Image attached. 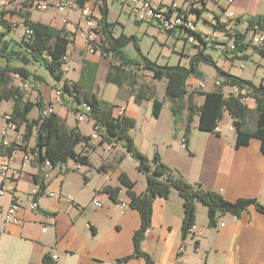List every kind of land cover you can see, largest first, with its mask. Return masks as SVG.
<instances>
[{
  "label": "crops",
  "instance_id": "1",
  "mask_svg": "<svg viewBox=\"0 0 264 264\" xmlns=\"http://www.w3.org/2000/svg\"><path fill=\"white\" fill-rule=\"evenodd\" d=\"M33 1L37 0H14L0 8V45L7 41V51L19 50L15 43L23 39L25 28L21 15L29 12L31 21L68 32L71 43L67 48L65 62L69 65L72 57L80 59L77 64L79 75L76 78L70 76L66 66L63 69L65 75L60 82L54 80V85L32 83L33 88L24 91V101L41 105L42 109L50 105L53 113L63 118L69 128L75 126L82 135L98 139L99 136L96 137L95 133H92L91 122H85L86 126H81L76 120L69 108L71 106L69 100L62 98L63 100L58 103L53 101L54 90L61 89L64 79L78 83L83 91L94 94L101 101L116 108L125 106L124 116L135 121L130 131L131 139L144 157L151 159L156 153L164 165L170 167L174 174L181 176L188 184H201L203 189L216 191L228 201L236 202L241 198L256 199L258 204L264 206V154L260 141L253 139L248 141L247 145L235 148L236 134L227 129L231 125V119L226 113L227 121L225 122L223 117L217 125L221 129L219 134L198 130V117L195 116L191 134L186 147L183 148L181 142L185 139L187 112L186 110L182 112L178 124L174 126L173 115L170 112L171 104L165 96L164 80L152 79L142 66H131V70L138 76L135 88L143 84L153 91L150 99L142 100L140 104L136 103L135 96L129 93L130 88L127 84L119 86L107 81L112 59L111 53L106 52L109 45L103 37L102 25L101 27L99 25L100 22L114 25L112 21L117 22L121 15L131 16V11L134 14L132 7V10L126 8L128 5L126 0L122 7L118 8L116 18L113 20H110L113 6L110 0L84 1V5L94 10L98 43L103 47V50L95 51V47H91V53L87 52L86 41L77 32L79 25L83 24L78 7L61 14L54 7L53 3L56 0H38L47 2L51 7L45 11L44 16L35 18L33 9L29 7ZM163 1L165 0L151 2L156 5H167L171 2L182 5L184 2ZM212 1L205 3L199 18L207 23H212L214 17H220L222 23L228 22L223 13L225 9H229L240 18L237 29L242 31L246 28V19L264 15V0H233L231 4H227V0ZM193 5L198 6L196 3ZM63 16L67 19L66 23L61 22ZM145 24L147 25L143 28L145 34L160 41L164 48L171 49L170 56L175 54L178 57L177 65L188 68L192 57L201 49L221 71L250 81L255 86L264 84L263 74L257 84H254L252 78L244 76L245 67H241L243 64L240 60H231L230 54H225L221 44L227 41L223 39L221 33L213 32L210 27L209 29L198 27L196 23L198 31L207 36L201 48L196 43L191 47L184 44L181 48L177 45V40L181 37L182 31L162 33L157 24ZM6 25H10V29H5ZM115 30L112 26L110 34L116 39L118 37ZM254 38L256 37L252 38L253 43ZM137 42L138 40L134 41L135 46ZM140 53L142 54V51ZM163 53L165 52L162 51L161 54ZM170 56L162 57L168 61L172 58ZM147 59L150 60L148 57ZM137 60L133 61L139 62ZM16 61L14 67L20 66V61ZM262 62L261 58L254 65L253 77H256ZM167 63L165 66L169 65ZM7 64L6 59L0 58V67ZM114 64L117 65L119 62L115 61ZM197 69L202 73V77L187 79V94L184 96L185 102L189 101L196 107L203 103L202 93L214 91L216 89L214 82L222 81L212 66L201 63ZM117 76L113 72L110 77L114 79ZM199 82L204 83L203 89L198 88ZM16 83V80L13 81L15 87ZM230 91V86L224 87V96H228ZM154 99L164 102L158 118L152 115ZM246 100L250 99H242L243 102ZM2 101L4 100L0 99V103ZM251 101L252 107L248 106L253 109L255 103L253 99ZM11 111L7 114L3 112L4 124L0 125V141L2 129L6 124L5 116L10 115ZM165 112L168 114V121L163 123ZM37 117L38 115L36 118L27 116L29 121L36 120ZM25 130V124H21L16 132H10L7 138L11 141L23 139ZM31 136L28 141H23L22 145L16 144L13 150L15 155L13 166L18 168L20 173L13 196L17 199L19 207L18 225L4 224L3 214L11 204V197L10 194L0 197V264H44L45 257L49 264H148L144 257L138 255L132 257L133 234L140 229L141 221L138 211L129 206L127 189L119 180L124 174L132 183V191L136 195L144 194L146 179L137 170V163L125 154L122 147L117 146L112 153H108L104 145L91 139L85 151L88 165L76 168V162L73 161L75 164L67 162L55 168L48 167L39 164L31 153L35 145V140L32 141ZM25 155H28V162L23 160ZM1 180L0 177V186ZM107 186L120 189L115 201L103 190ZM32 189L39 191L37 197H34L38 204L37 210L30 208ZM50 194H55L56 197L50 198ZM67 197H71V200ZM92 198L101 204L99 208L94 206ZM182 201L176 192L170 193L166 199L153 200L150 227L146 230L140 246V250L150 257L152 264H264L262 212L250 206L237 217L230 213L219 216L216 226L210 227L207 210L197 204L194 216L195 232L185 236L182 232L184 216ZM122 202L127 205L125 209L122 208L124 213L119 206ZM54 255L57 256L56 259H52ZM122 259L125 261L116 263Z\"/></svg>",
  "mask_w": 264,
  "mask_h": 264
},
{
  "label": "trees",
  "instance_id": "2",
  "mask_svg": "<svg viewBox=\"0 0 264 264\" xmlns=\"http://www.w3.org/2000/svg\"><path fill=\"white\" fill-rule=\"evenodd\" d=\"M85 0H76L79 7L83 6ZM152 1V0H151ZM207 0H184L182 7H185L187 14L194 17V24L197 23L204 10ZM194 3L198 6L194 7ZM208 3V2H207ZM29 12L22 14L25 28L32 30V35L27 37L24 31L23 39L15 43L19 47L18 51H7V41L0 45V58L6 59L7 66L0 67V99L12 101V111L10 113V122L16 125L25 124V134L23 141L26 142L35 130V145L31 149L35 160L39 164L50 163V167L65 165L69 160L79 162L81 165H88V157L85 151L88 149L90 136L81 134L77 127L69 128L65 124V120L58 115L52 113L47 117H42V106L35 105L29 101H24L25 93L21 88L15 87V75L21 80H28L31 83L44 82L43 78L31 74L24 67L29 63H37L44 67L51 77L60 82L65 75L62 65L67 56V48L71 43L68 32L64 29H56L52 26L31 21ZM220 17L212 18V23L204 21L206 27H210L213 32L221 33L223 39L227 42L221 44L225 54H230L231 60H248L249 56L259 54L264 57V44H255L252 38L256 35L264 33V15L250 17L246 19V28L242 31L237 29L239 19H228L226 23H222ZM102 25V34L105 41L109 45L106 52L111 53V71L107 76V81L113 82L121 86L127 84L130 88V94L135 96L136 103L140 104L142 100L150 99L153 91L147 85H136L138 77L131 66L140 67L151 75L152 79L164 80L165 96L170 101V112L173 115L174 126L178 124L181 114L186 110V124L184 129L185 144L191 134V125L195 116L198 117L197 129L205 133H213L214 128L222 121L223 115L226 113L231 119L234 133L236 134L235 148L247 145L253 139L260 141L261 151L264 154V84L258 86L253 85L250 81H246L235 76L229 75L216 68L212 59L205 55L203 50L199 49L192 57L189 67L177 66H159L155 62L142 57V62L130 60L123 52L125 46L129 43V39L124 35L114 38L110 34L113 24L100 22ZM10 25H6L5 29H10ZM197 27V24H196ZM187 31V35L193 36L195 43L200 48L203 46L204 38L207 36L202 34L196 28V32ZM170 33V32H168ZM102 44V43H101ZM96 49L103 50L102 45L98 42L93 45ZM233 47V49H231ZM137 48V45L135 46ZM251 54H247L248 51ZM141 54V53H140ZM142 55V54H141ZM107 57V55H106ZM18 60L24 66L11 68L9 61ZM119 64L115 65L114 62ZM201 63L212 66L220 76V85L212 92L202 93L204 100L200 106H194L189 101H184L187 94L186 81L192 77H202V73L198 71L197 66ZM135 67V68H136ZM118 75L114 79L111 74ZM32 76V78L30 77ZM30 77V79H29ZM238 86L241 89L248 88L250 96L254 100L255 107H250L242 101V96L235 97L233 95L224 96L223 88L226 86ZM137 86V85H136ZM62 98L69 100L70 110L73 114L81 112L90 118L92 127L97 130L100 144H109L115 150L117 146L124 149L125 154L137 163V170L146 178V188L142 195H136L132 191V183L122 174L119 178L122 185L127 189V195L130 198L129 206L139 213L141 221L140 229L133 234V256L144 257L148 264H152L150 257L140 250L141 241L144 238L146 230L150 227L153 200L158 198L166 199L170 193L176 192L183 200L184 216H183V234L186 236L190 227L194 224L195 206L200 204L207 210V221L210 227H215L217 218L226 213L233 216H239L246 208L253 206L264 214V206L258 204L256 199H238L236 202L224 199L216 191L205 190L201 184L190 185L181 176L174 174L170 167L164 165L159 156L155 153L151 159L141 155V152L134 146L130 131L134 127L135 121L127 117H116V107L97 99L90 93L83 91L78 83H73L64 79L61 87ZM37 106L39 118L30 120L27 118L33 106ZM164 102L153 100L152 115L158 118L160 109ZM118 108V107H117ZM42 109V110H41ZM252 118V119H251ZM78 121V120H77ZM80 148V149H79ZM3 150L0 145V151ZM11 152V150H7ZM115 201L118 197L119 188L105 187L103 189ZM127 260V259H126ZM125 260H117L120 263ZM44 264H49V260L43 258Z\"/></svg>",
  "mask_w": 264,
  "mask_h": 264
},
{
  "label": "built area",
  "instance_id": "3",
  "mask_svg": "<svg viewBox=\"0 0 264 264\" xmlns=\"http://www.w3.org/2000/svg\"><path fill=\"white\" fill-rule=\"evenodd\" d=\"M14 0H0V6L9 5ZM97 2L98 0H92ZM212 0H207V2H211ZM127 4L130 5V7L133 8L134 11V19L136 22H145V23H155L159 26L160 30L162 32L168 33V32H177V31H186L188 30L191 32V27H196V24H192L191 15L187 14V10L185 7H182L181 5H177L174 2H171L169 5H155L151 2V0H126ZM233 0H227V4H231ZM54 4L55 9L57 12L63 14L67 12L68 10H73L74 8L78 7L80 11V18L83 21V24L79 25V28L77 29V32L83 40L86 41V49L87 52L91 53V45L92 42L98 41V32L97 26L94 23V10L88 5H84L79 7L76 3V0H56ZM31 9H36L40 12L47 11L51 5H49L47 2H38L33 1L31 5L29 6ZM225 17H237L236 13L232 10L225 9L224 13ZM66 17H61V22L66 23ZM24 31H29L28 28H24ZM32 35V31H30V36ZM254 37H260L264 39V33L260 35H256ZM187 42L190 44H194L195 40L192 35L188 34L186 38ZM99 42V41H98ZM233 49V47H231ZM100 53V52H98ZM66 61V60H64ZM243 67V65H241ZM16 80V87L21 88L22 91H28L33 88V84L26 80H21V78L17 75L14 76ZM214 85L217 87L219 86L217 84V81L214 82ZM199 89L204 88V83L197 84ZM61 89L54 90V99L53 101L55 103L60 102L62 99ZM230 94L235 97H238L239 95L242 96V99L247 98L250 94V90L248 88L241 89L238 86L232 85L230 86ZM125 111V106H121L117 108L116 111V117H123ZM53 110L51 106H47L43 108L41 112L42 117H47L49 114H52ZM78 122L85 123V122H93L90 118H88L86 115L82 114L81 112L76 114ZM10 115L5 116V127L2 129L1 136L2 140L1 148L3 150L0 151V177H1V186H0V197L5 196L6 194H10L11 197V204L8 207L7 211L3 214V222L5 225L7 224H17L19 223V219L17 216V211L19 209L17 204V199L14 196V192L16 190V183L19 180V170L18 168L13 166V162L15 160V155L13 153V150H15V145L18 144L19 146L22 145L23 139L18 138L16 141H11L7 138V135L10 132H16L17 128L16 125L12 122H10ZM233 125H229L227 127L228 130L233 131ZM213 132H217L218 134L221 132V129L216 126L213 130ZM92 133L99 134L96 129L93 128ZM91 133V134H92ZM185 140V139H184ZM182 140L181 146L183 148L186 147L185 141ZM104 149L108 153L113 152V148L109 144H103ZM7 150H11V152H7ZM23 160L25 162L29 161L28 155H25L23 157ZM46 165L50 167V163L47 162ZM76 168L81 167V164L79 162H76ZM38 189H32L30 194L32 195V199L30 201V208L32 210H37L38 204L34 200V197H37L38 195ZM51 197H56L55 194H50ZM67 199L71 200V197H67ZM92 203L95 207L99 208L101 204L95 199L92 198ZM121 212L124 213V209L126 208V204L122 202L120 205ZM124 208V209H122ZM222 226V224H220ZM195 225L193 224L188 233L195 232ZM45 230V229H44ZM180 251V250H179ZM57 256L54 255L52 259H56Z\"/></svg>",
  "mask_w": 264,
  "mask_h": 264
},
{
  "label": "rangeland",
  "instance_id": "4",
  "mask_svg": "<svg viewBox=\"0 0 264 264\" xmlns=\"http://www.w3.org/2000/svg\"><path fill=\"white\" fill-rule=\"evenodd\" d=\"M113 4V6L111 7V15H110V20H113L116 18L117 12H118V8L120 9V7H122V4L124 3V0H110ZM172 0H165L163 1L164 3H168ZM180 2V1H177ZM213 2V1H212ZM170 4V3H169ZM167 4V5H169ZM115 5V6H114ZM156 5V4H155ZM126 8H130L131 7L129 5H126ZM166 6V5H165ZM78 10V9H77ZM44 14H46V12H40L36 9L33 10V17L35 18H39L41 16H44ZM131 16L128 15H121L120 19L117 22H114V28L115 30V34L117 37H120L121 35H124L126 38L129 39V43L127 44L128 46H126V48L124 49V53L126 56L129 57L130 60H139V62H142V57L144 58H149L151 61L153 62H157V64L159 66H165V63L168 62L167 64H169L168 66H176L178 62V57L175 56V54H173V56L171 55V49H167L164 48V46L162 45V43H160V41L155 40L154 37H150L148 34H145L143 28L144 25L147 26L145 24V22H136L134 19V14L131 11ZM115 15V16H114ZM112 17V19H111ZM191 19H193L194 21V17H191ZM141 23L140 25H136V23ZM198 27H206V25L204 24V21L202 19H199L197 21ZM208 29V28H206ZM164 33V32H162ZM187 38V31H183L181 33V37L177 40V45L180 46L181 48L183 47V45H187L186 47H191L193 44H190L187 42L186 40ZM138 40L137 42V48H135V43L134 41ZM254 42L255 44L261 43V41L259 40V37L254 38ZM180 48V49H181ZM179 49V50H180ZM142 51V55L140 54L139 51ZM179 50H177V52L179 53ZM162 51H164L165 53L161 54ZM248 52L251 53V51L249 50ZM161 54V57H160ZM164 55H168V57H172L171 59H169L168 61L164 60V58L162 56ZM262 58V65H260L259 67V71L256 74V77H253V71H254V65H256V63ZM80 59L76 60L75 58L72 57V62H70V64L68 65L67 62H64V64L62 65V69H64L66 66H68V70L70 73V76H72L73 78H76L79 75V69L77 68V64L79 62ZM137 60V61H138ZM17 63L16 60H12L9 63V66L11 68L14 67V64ZM19 63V62H18ZM188 62H186L187 64ZM240 63L243 64V67H245L244 70V76L245 77H249L253 79L254 84H257L258 81H260V78L262 76V74L264 75V57L260 56L259 54H252L249 56L248 60H244V61H240ZM21 66H24L23 64H21V62L19 63ZM24 67H26L31 74H34L38 77L43 78L44 82H40L37 84H51L54 85V79L51 77V74L42 66L38 65L36 62L35 63H29L27 65H25ZM32 78V76H30ZM29 77V79H30ZM199 83H203V82H199ZM198 83V84H199ZM217 84L220 85V82L217 81ZM248 99L250 100H246L244 103H246L247 105H251L250 107H252L253 101H251V96L249 94V96H247ZM63 100V99H61ZM11 102L10 101H2L0 103V125L4 124L3 121V112H5L6 114L8 112L11 111ZM39 108L35 107L33 108V110L30 111L29 117L33 118L38 115L37 119L39 118ZM117 111V108L115 109ZM76 120H77V116L75 114ZM224 117V121H227V118H225V114L223 115ZM252 119V118H251ZM168 121V114L167 112H165L164 117L162 122H167ZM81 126H86L85 123H81ZM35 131V130H34ZM88 132H90V129L87 130ZM85 131V132H87ZM32 141L33 139L35 140V133L31 136ZM90 139H94L96 141H100L99 137L98 139L91 137ZM1 144V143H0ZM34 144V143H33ZM68 162L74 163L72 160H69ZM129 163V162H128ZM75 164V163H74ZM146 179V178H145ZM147 184V183H146Z\"/></svg>",
  "mask_w": 264,
  "mask_h": 264
},
{
  "label": "bare ground",
  "instance_id": "5",
  "mask_svg": "<svg viewBox=\"0 0 264 264\" xmlns=\"http://www.w3.org/2000/svg\"><path fill=\"white\" fill-rule=\"evenodd\" d=\"M3 6H0V8H2ZM228 19H234L235 17H227ZM192 24H194V22H193V20H192ZM30 31H32V30H29V31H26L25 33H26V35L25 36H27V37H29L30 36ZM191 32H196V27H191ZM29 38H31V37H29ZM259 40L261 41V44H264V39H262V38H260L259 37ZM98 41H94V42H92V45H91V47H93V45H95L96 43H97ZM98 44H100V43H98ZM94 48V47H93ZM199 84H201V83H199ZM95 135H96V137L98 136L96 133H95ZM100 137V136H99Z\"/></svg>",
  "mask_w": 264,
  "mask_h": 264
},
{
  "label": "clouds",
  "instance_id": "6",
  "mask_svg": "<svg viewBox=\"0 0 264 264\" xmlns=\"http://www.w3.org/2000/svg\"><path fill=\"white\" fill-rule=\"evenodd\" d=\"M233 131H234V129H233Z\"/></svg>",
  "mask_w": 264,
  "mask_h": 264
}]
</instances>
